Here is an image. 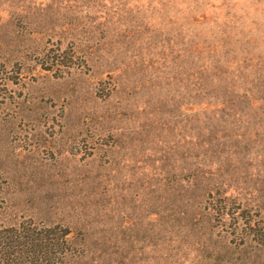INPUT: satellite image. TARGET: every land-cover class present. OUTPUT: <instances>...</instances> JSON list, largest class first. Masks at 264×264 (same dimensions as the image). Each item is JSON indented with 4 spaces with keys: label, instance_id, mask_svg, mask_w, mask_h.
Wrapping results in <instances>:
<instances>
[{
    "label": "rangeland",
    "instance_id": "rangeland-1",
    "mask_svg": "<svg viewBox=\"0 0 264 264\" xmlns=\"http://www.w3.org/2000/svg\"><path fill=\"white\" fill-rule=\"evenodd\" d=\"M0 61L10 221L83 264H264V0H0Z\"/></svg>",
    "mask_w": 264,
    "mask_h": 264
},
{
    "label": "trees",
    "instance_id": "trees-1",
    "mask_svg": "<svg viewBox=\"0 0 264 264\" xmlns=\"http://www.w3.org/2000/svg\"><path fill=\"white\" fill-rule=\"evenodd\" d=\"M64 62L63 56L55 51L40 58L45 70H61ZM64 65L68 69L72 67ZM18 78L0 61V128L3 120L1 106L13 98L9 84H17ZM8 187V179L0 166V264H83L87 249L82 232H74L63 223H47L33 217L10 221L12 205ZM224 198L229 199L228 196ZM226 200L212 213L216 212L220 218L241 217L242 212H231ZM243 211L248 213L247 209ZM246 223L252 229L249 232L252 241L264 247V223L258 222L257 226H253L249 218H246Z\"/></svg>",
    "mask_w": 264,
    "mask_h": 264
}]
</instances>
